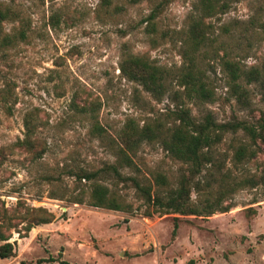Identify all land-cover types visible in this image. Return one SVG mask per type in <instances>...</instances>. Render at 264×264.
<instances>
[{
    "label": "rangeland",
    "instance_id": "374dc122",
    "mask_svg": "<svg viewBox=\"0 0 264 264\" xmlns=\"http://www.w3.org/2000/svg\"><path fill=\"white\" fill-rule=\"evenodd\" d=\"M156 0H0L23 21L27 37L0 54V199L7 208L18 200L44 207L53 221L35 225L24 233L12 231L15 255L0 264H264V188L243 189L233 196L236 206L210 216L178 213L144 216L69 202L77 188L70 170H102L115 160L117 134L129 118L139 126L147 120L170 121L178 87L173 80L182 62V37L191 0H166L156 31H147L144 20ZM264 18V0H229L228 10L211 19L216 34L215 56L208 53L203 67L210 101H193V113L211 111L218 122L236 118L254 121L264 111V87L249 86L246 108L230 95L221 54L230 52L246 69L264 70V39L249 20ZM20 22H6L10 30ZM228 25L233 36L224 32ZM245 30V32H241ZM257 32H256V31ZM131 54L146 55L170 72L168 91L159 99L122 76L119 64ZM172 71V72H171ZM173 97L175 101H171ZM74 100L75 104H72ZM80 105L95 103L102 131L93 128L89 114L77 113ZM30 113L37 136L45 146L32 160L13 147L23 136V117ZM229 139L219 149L229 156ZM125 173L150 179L161 171L172 180L179 164L157 141L143 142ZM253 170L264 168V145ZM146 178V179H145ZM106 183L120 190L136 206L132 190L107 175ZM51 194L63 199L50 198ZM175 217H178L175 220ZM177 222L173 236L174 222ZM20 227V226H19ZM1 243V242H0Z\"/></svg>",
    "mask_w": 264,
    "mask_h": 264
},
{
    "label": "trees",
    "instance_id": "16d2710c",
    "mask_svg": "<svg viewBox=\"0 0 264 264\" xmlns=\"http://www.w3.org/2000/svg\"><path fill=\"white\" fill-rule=\"evenodd\" d=\"M165 1L156 0L153 3L144 20L147 22L148 32L156 31L157 20ZM191 1L192 9L187 16V25L181 39L182 62L176 71H171L178 87L174 90L175 100H181L170 109V121L163 123L153 118L139 126L133 118H129L117 134L113 162L106 164L102 170L88 171L80 168L69 171L76 184H81L83 180L90 181L77 188V192L69 196V202L125 212L136 210L144 216L178 213L205 217L216 212L230 211L236 206L233 196L240 190L264 188V168L252 171L247 167L264 145V111L254 121L236 118L222 123L214 119L211 111L195 114L188 105L196 100L207 102L212 99L213 94L207 85L203 67L208 53L213 56L219 54L218 48L213 45V36L216 34L211 19L224 14L229 8V0ZM16 21L20 22L17 26L5 29L6 22ZM254 24L264 39V18H257L253 14L249 25ZM23 25L20 15L14 9L0 4V54L26 39L27 32ZM222 29L230 36L235 33L228 25H223ZM229 56L230 52L225 49L220 59L223 71L227 74L230 95L240 107L246 108L250 84L259 83L264 87V70L256 67L246 69L240 64V60ZM119 69L122 76L141 86L156 99L168 91L172 81L169 80L170 72L146 55L131 54L123 58ZM170 100L175 101L173 97ZM72 104H75L74 100ZM74 108L77 113L89 114L93 120V128L102 131L97 122L95 103H76ZM23 124V136L17 138L13 147L26 153L34 161L42 156L45 146L39 141L37 124L30 113L24 115ZM227 139L231 144L229 156L219 149ZM154 140L161 144L170 159L179 164L173 180L161 171L151 174L152 181L124 172L126 167L134 165L132 156L137 148L143 142ZM3 151L2 148L0 162ZM107 175L128 185L133 198L139 203L135 206L120 190L112 189L106 183ZM49 197L63 199L57 194ZM54 218V214L44 207L27 206L23 200H18L14 207L7 208L0 199V259L15 255V244L9 241L12 231L23 232L26 236L35 225L49 223ZM176 229L175 221L173 236ZM45 260L53 258H41L22 264H40ZM62 263L70 264L64 260Z\"/></svg>",
    "mask_w": 264,
    "mask_h": 264
}]
</instances>
